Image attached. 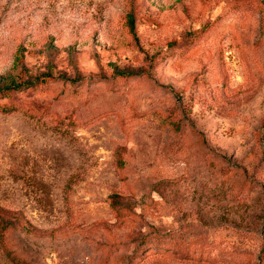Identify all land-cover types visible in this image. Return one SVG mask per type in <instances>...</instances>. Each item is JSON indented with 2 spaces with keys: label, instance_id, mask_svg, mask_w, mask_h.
<instances>
[{
  "label": "rangeland",
  "instance_id": "1",
  "mask_svg": "<svg viewBox=\"0 0 264 264\" xmlns=\"http://www.w3.org/2000/svg\"><path fill=\"white\" fill-rule=\"evenodd\" d=\"M42 75L0 101L17 256L264 264V0H0V86Z\"/></svg>",
  "mask_w": 264,
  "mask_h": 264
},
{
  "label": "trees",
  "instance_id": "2",
  "mask_svg": "<svg viewBox=\"0 0 264 264\" xmlns=\"http://www.w3.org/2000/svg\"><path fill=\"white\" fill-rule=\"evenodd\" d=\"M134 3V2H132ZM136 7L134 4H132L131 10L126 14L125 16V24L131 31V33L134 34L136 37ZM205 29H202L194 34L191 35V38L189 42L186 44V48H189L190 45L194 44L195 41L199 38H201L204 33ZM144 75L147 74V72L142 71H121L117 75L121 77H133L137 75ZM51 78L49 75H42L39 77H36L35 79L31 81H17L16 79L9 78L3 86H0V101L6 100L11 98L13 95L17 93H23L25 91H28L30 89H39L42 88L44 85H46L48 82H50ZM15 111L14 108L9 107L7 105L0 104V114H10ZM119 159H118V165L122 167L124 163L121 160L120 153ZM110 203L113 209L120 211V208L122 206L120 198L117 194H113L110 198ZM6 211L3 208H0V247L4 251L7 259L12 264H27L26 260L23 258L17 256L9 247L7 243V232L10 227V223L6 219Z\"/></svg>",
  "mask_w": 264,
  "mask_h": 264
}]
</instances>
